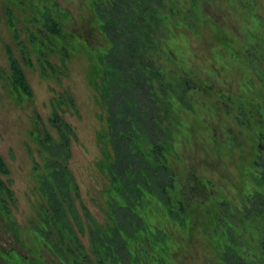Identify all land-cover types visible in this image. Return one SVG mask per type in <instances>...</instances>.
<instances>
[{"label":"rangeland","instance_id":"1","mask_svg":"<svg viewBox=\"0 0 264 264\" xmlns=\"http://www.w3.org/2000/svg\"><path fill=\"white\" fill-rule=\"evenodd\" d=\"M31 1L0 0V154L9 169L8 175L0 176L12 191V200L7 194L4 196L9 215L0 211V264H65L39 233L41 176L48 173L49 166L31 133L35 115L39 114L37 125L57 136L50 117L52 106L64 91L70 92L74 102L73 106L60 104L58 109L75 133L65 164L76 184L77 190L72 188L71 193L83 222L77 236L93 259L86 226L89 220L84 212L94 215L99 223L108 220L103 208L108 197L105 188L110 182L108 174L98 166L103 146L97 133L105 127V104L90 79L96 49L106 41L94 22L90 0H55L69 30L67 43L73 46L68 49V56L59 49H47L48 60L56 64V70L46 67V73H42L29 45L33 64L26 65L7 22V12L11 11L19 20L17 26H22ZM37 1L39 5L43 2ZM210 1L215 2L212 9L219 14L220 32L226 42L216 38L215 32L219 33L220 28L207 21L200 26V33L178 32L163 45L169 53L164 55L166 74L172 76L167 73L169 70L188 74L192 84L200 87H191L183 100L175 97L173 110H168L170 116L179 119L172 131L169 161L181 187L185 181H191L193 186L191 195L182 192L172 201L175 210L179 198L186 207L185 225L173 219L168 206L149 195L151 202L142 211L146 230H140L139 239H129L136 258L129 264H223L213 238L206 233L209 215L203 202L210 199L217 204L220 199L229 198L240 206L252 186V160L260 128L258 123L249 124L255 119L257 122V109L250 103L248 119L237 115L241 101L247 104L245 99L256 102L264 97V0ZM47 4L50 5L48 0ZM20 36L26 37L24 29ZM6 45L21 61L32 90L30 98L17 100L7 83Z\"/></svg>","mask_w":264,"mask_h":264},{"label":"trees","instance_id":"2","mask_svg":"<svg viewBox=\"0 0 264 264\" xmlns=\"http://www.w3.org/2000/svg\"><path fill=\"white\" fill-rule=\"evenodd\" d=\"M48 2L50 5L47 0L39 5L37 0H32L26 8L28 14L22 26H17L19 20L11 11L7 12V22L13 29L21 60L32 65L33 51L42 73H46V67L56 70V64L48 60L47 49H59L68 56V49L73 46L67 43L69 30L60 18L64 13L57 8L55 0ZM89 2L94 22L106 41L96 49L90 82L105 104V127L97 133V139L103 146V157L98 160V166L108 174L110 182L105 188L108 197L103 208L108 220L99 223L94 215L84 212L89 220L86 226L92 259L77 236L83 222L71 193L72 188L77 190L76 184L65 164L75 133L58 109L60 104L73 106L74 102L70 92L64 91L59 93L60 100L52 106L50 117L57 136L53 137L44 126L37 125L39 114L35 115L31 131L40 146L45 165L49 166L48 173L41 176L42 199L38 201V219L42 224L38 229L65 264H129L132 258L136 259L129 239H139L140 230H146L147 222L142 211L151 202L148 196L152 195L159 203L168 206L173 219L184 226L186 207L179 198L178 210H175L172 201L182 192L191 195L190 190L193 191L191 181H183L184 189L183 185L181 187L169 161L172 131L176 129L174 123L179 120L169 113L173 110L175 97L187 98L188 90L198 85L192 84L188 74L181 75L172 70L167 71L171 77L166 74L164 55L169 53L165 52L163 45L178 32L200 33V26L207 21L220 28L219 33L215 32L216 38L222 42L226 40L220 32L219 14L212 9L215 2L210 0ZM229 2L237 3V0ZM240 5L244 6L243 3ZM22 29L26 31L25 38L20 36ZM58 43L59 47H56ZM6 50L9 61L7 83L17 100L30 98L32 90L21 61L9 45ZM245 102L247 104L241 101L238 105V118L245 116L248 119L251 112L248 105L252 103L258 119L249 125L258 123L260 128L252 160L255 170L250 176L251 189L244 194L240 206L230 202L229 198L220 199L217 204L210 199L203 202L210 218L207 219L206 233L213 238L223 264H264V97L256 102L248 98ZM8 173L0 154V175ZM5 194L12 200L11 189L0 176V211L7 216L10 207Z\"/></svg>","mask_w":264,"mask_h":264}]
</instances>
